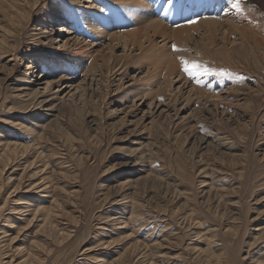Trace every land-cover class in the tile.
<instances>
[{"label": "rangeland", "instance_id": "obj_1", "mask_svg": "<svg viewBox=\"0 0 264 264\" xmlns=\"http://www.w3.org/2000/svg\"><path fill=\"white\" fill-rule=\"evenodd\" d=\"M104 1L0 0V264H264V0H240L244 41L160 18L170 88L142 87L147 66L89 30ZM181 58L229 75L197 82Z\"/></svg>", "mask_w": 264, "mask_h": 264}, {"label": "bare ground", "instance_id": "obj_2", "mask_svg": "<svg viewBox=\"0 0 264 264\" xmlns=\"http://www.w3.org/2000/svg\"><path fill=\"white\" fill-rule=\"evenodd\" d=\"M75 2H78V1H75ZM103 3L106 6H109L110 8L114 7L111 10V14L113 15V17L111 14H110V16L112 18L108 17L101 9L100 10L98 9L95 11V13L93 15H91V14L86 15L87 16L85 18L86 25L89 28V30L92 33H94L95 35H97L98 37L101 38V37H103V36L105 37V35H107L106 38L109 41V43L112 44V42H115V44L114 45L112 44V46H110V47L114 48L115 46L120 45L122 48V52L124 53L125 57H128L131 55V53H134V55H135L136 59L139 61V63L143 62L144 66H147V70L144 72V75H143L144 77L141 80L142 87H147V86L152 87V84L155 83V82H153V80H155L156 77L159 79L162 78L163 84L167 88L168 87L170 88L174 84V81H173L171 76L175 72V71H173V69L176 68L175 65H173L174 64L173 60L175 61L176 57L174 58L173 54L169 51V49H167V45H168L166 43L167 41L166 42L164 41V40H166V37L163 40L161 39L162 41H157L156 39L153 38V35H152L155 33H159L160 31L164 30V28H166L164 25L162 26V24H161L162 21L160 18H163L164 20H169V21L183 20L189 14L199 13L202 17L204 16V18L200 19V20L204 21L203 24L201 23V25H205V28L208 31L207 36L209 39L214 37V35L218 31L219 32L221 31V33L225 34L227 28L223 29L222 24H224V26L229 25L231 29L233 28V30H235L236 32H239V34L242 38V41H244L243 40V32H242V27H243L242 22L247 20V18L249 17V16H247L248 13L245 12L246 6H244L243 3H240V9L241 10L239 12H237L234 8L231 7V5L227 2V0H222L221 4L216 6V7H204L202 4V0H175L177 7L184 6V11L182 13L177 11V7L169 6L167 4V0H105ZM208 14H210L211 16H213V15H217V16L216 17H214V16L209 17V16H207ZM120 19H122V21H120ZM220 22H221L222 26L219 25ZM118 23L122 24L121 28H119L116 25ZM194 24H196V23H194ZM194 24L191 25L192 29H193ZM217 25H218V28H217ZM130 26H133L131 28L133 30H127V29L123 30L124 28L130 27ZM244 26H245V22H244ZM183 27L186 28V26H183ZM190 27H188V28H190ZM188 28H186V29H188ZM196 28H197V26H196ZM246 28L248 29V27H246ZM61 29H63V27ZM142 29H143V32H142ZM186 29H184V30H186ZM182 30L183 29H181V31L180 30H178V31L181 33ZM233 30H231V32ZM188 31L190 32V29L187 30L186 33L183 31L181 34H183V33L187 34ZM171 32H173V31H171ZM254 32H255V30H254ZM227 33L230 34V32H227ZM162 34H169V33H165L162 31ZM246 34L248 35V32ZM257 34H258V32H256V35ZM256 35H254L253 37L256 38ZM258 35H260V34H258ZM142 36H143V39H141ZM171 36L173 37V35H171ZM260 36H257V37H260ZM183 37L184 36L177 35V39H178L177 41H179V39H184ZM222 37H224V36H222ZM241 38H240V40H241ZM256 39H258V38H256ZM256 39H255V41H257ZM175 41H176V38H175ZM237 41H238V39H237ZM247 41H245V42H247ZM213 42H214V40H213ZM234 42H235V39H232L228 42L230 44V47H231V45H233V46L235 45ZM260 42H261V40H260ZM168 43H169V38H168ZM1 44L2 43H0V48L3 47ZM78 44H80V42H78ZM224 44H223V46H225ZM74 45H76V44H74ZM88 45H89L88 43L80 44V46L77 49H75V52L74 53L72 52L71 57H69V59L65 60L66 64L69 65V68H74L75 70L79 69L81 67V65L86 62V57L91 56L90 53L92 50H91V47H90V49L87 48ZM230 47L227 49L228 51H229V49H231ZM237 47H239V46H237ZM177 48H178V46H177ZM220 51H221V49H220ZM230 54H231V52H230ZM90 58H92V57H90ZM91 64H93V63H91ZM177 64H178V62H177ZM36 66L37 65L35 64V62H31L29 65H27V69L30 70V69L35 68ZM38 76L40 77V74ZM68 82H72V81H68ZM43 83H44L43 84L44 86L42 89L43 91L52 89L53 84H51L50 80H46ZM71 84L72 83L67 85L68 90H66L67 92L65 93V96H67V99L65 101L68 104H71L74 107L73 109H75V112L79 116H81V109L78 107L77 100H81V99H83V97L85 98L86 94H85V92L83 93V91L80 92L81 91V89H80L81 85H79V84L78 85H71ZM82 89H84V88H82ZM33 91H34V93H38L37 88H35ZM58 91L59 90H57L55 92V94H57ZM83 101H85V99ZM37 103H39V102H37ZM18 147L22 148L23 149L22 151H25V152L28 150L26 147L14 143L13 147H11V146L7 147V151L11 152L12 154H15L16 148H18ZM7 164H8V161L6 160L3 165L6 166ZM45 187L46 186H44L43 188H45ZM22 203L23 202L21 201V203H19V204H22Z\"/></svg>", "mask_w": 264, "mask_h": 264}, {"label": "snow or ice", "instance_id": "obj_3", "mask_svg": "<svg viewBox=\"0 0 264 264\" xmlns=\"http://www.w3.org/2000/svg\"><path fill=\"white\" fill-rule=\"evenodd\" d=\"M222 0H202V4L204 7H216L220 5ZM227 2L231 5L232 8H234L237 12H239L240 9V0H227ZM167 4L171 7H177L175 0H167ZM177 11L182 13L184 11V6L177 7ZM204 18L202 17L199 13L196 14V18H188L186 20L187 24H194L197 23L199 19ZM172 50L174 52L179 51L177 46L175 44L172 45ZM181 64L183 65V71L184 73L191 79L197 80L199 82V77L200 75H229V73L226 72H220V73H213L212 70L208 68H204L203 73H200L196 71V68L198 65L195 63H192L191 65L189 64V61L184 60L181 58Z\"/></svg>", "mask_w": 264, "mask_h": 264}]
</instances>
